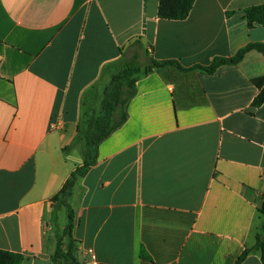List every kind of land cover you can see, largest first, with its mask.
Here are the masks:
<instances>
[{
    "label": "crops",
    "instance_id": "crops-1",
    "mask_svg": "<svg viewBox=\"0 0 264 264\" xmlns=\"http://www.w3.org/2000/svg\"><path fill=\"white\" fill-rule=\"evenodd\" d=\"M262 5L196 0L177 21L158 17L159 0H0V250L53 264V198L83 163L82 97L140 48L145 65L182 69L138 78L126 122L76 186L79 260L237 264L264 235V53L196 67L264 43L247 20ZM242 264L264 262L252 252Z\"/></svg>",
    "mask_w": 264,
    "mask_h": 264
},
{
    "label": "trees",
    "instance_id": "trees-1",
    "mask_svg": "<svg viewBox=\"0 0 264 264\" xmlns=\"http://www.w3.org/2000/svg\"><path fill=\"white\" fill-rule=\"evenodd\" d=\"M195 2L196 0H159L158 17L164 20H185L190 15ZM247 20L250 25L258 24L264 26V5L250 8L247 11ZM251 50L264 53V43L252 44L240 50L231 58H216L209 67L196 68L208 74H213L222 66L239 64ZM170 64L181 68L180 65L173 62L152 61V63L147 65L144 69L131 63L126 64L120 76L122 80L132 79L131 92L128 97L122 101L120 99V89H115L113 91L114 93L111 95V99L106 101L111 108L102 116L93 114L94 112L91 111V99L86 103L82 97V113L78 125V136L74 141V145H76L77 141H85L84 147H82L81 150L83 163L76 168L60 193L53 198L54 204L67 209L69 219V223L62 235H57V246L52 257L53 264H83L78 257V242L73 237L74 212L70 200L74 195V190L90 168L96 164L100 145L126 122L128 117L126 111L127 105L135 95V84L138 78L150 74L156 68ZM112 65L106 67L107 70ZM255 84L260 92L254 101V105L262 106L264 105V78L256 80ZM91 87H93V85ZM117 111L119 112L118 114H120L119 120L116 118ZM83 125H86V131L83 129ZM261 212L264 213V204ZM252 252L260 253L264 262V235L258 234L255 247L246 249L237 264H242ZM143 258L149 259L144 254ZM23 259V256L20 254L0 250V264H22Z\"/></svg>",
    "mask_w": 264,
    "mask_h": 264
},
{
    "label": "rangeland",
    "instance_id": "rangeland-1",
    "mask_svg": "<svg viewBox=\"0 0 264 264\" xmlns=\"http://www.w3.org/2000/svg\"><path fill=\"white\" fill-rule=\"evenodd\" d=\"M137 55L134 56L132 59H124L115 65H112L111 67L107 68L102 72V75L98 79V81L93 85V87H89L85 94L83 95L84 102H88L91 99V111L94 112L96 116H102L106 114L111 106L109 105L107 100L111 99V95L114 93L113 91L115 89H120V99L123 101L125 100L128 95L131 92V85H132V79L130 80H122L121 79V72L126 64L131 63L135 66H138L142 69H144L147 65L144 52L138 48L136 49ZM144 57V59H143ZM82 98V99H83ZM108 105V107H107ZM119 112H116V118L117 120L120 119ZM83 129L86 131V125L82 126ZM84 139V138H83ZM85 141H77L76 145H73L74 148H76L78 151L81 150L82 147H84ZM82 155V154H81ZM72 202V199L70 200ZM57 216H58V224H57V231L56 234L61 236L64 229L67 227L69 223L68 219V212L65 207H60L57 210Z\"/></svg>",
    "mask_w": 264,
    "mask_h": 264
},
{
    "label": "built area",
    "instance_id": "built-area-1",
    "mask_svg": "<svg viewBox=\"0 0 264 264\" xmlns=\"http://www.w3.org/2000/svg\"><path fill=\"white\" fill-rule=\"evenodd\" d=\"M58 126V124L57 123H54L53 124V128H55V127H57Z\"/></svg>",
    "mask_w": 264,
    "mask_h": 264
}]
</instances>
